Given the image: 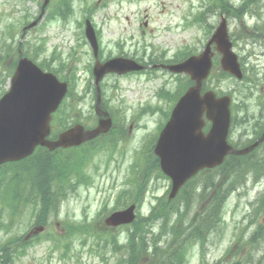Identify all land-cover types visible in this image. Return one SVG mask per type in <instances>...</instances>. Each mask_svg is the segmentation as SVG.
Segmentation results:
<instances>
[{
	"label": "rangeland",
	"instance_id": "rangeland-1",
	"mask_svg": "<svg viewBox=\"0 0 264 264\" xmlns=\"http://www.w3.org/2000/svg\"><path fill=\"white\" fill-rule=\"evenodd\" d=\"M98 1L51 0L44 19L26 33L22 43L25 56L43 69L74 81L70 95L55 115L54 134L61 132L64 125L81 123L93 128L98 121L94 111L97 88L91 76L95 59L83 26L87 12L94 15L95 23L103 32L105 55L123 48L118 43L124 41L125 51H130L128 44L131 46V56L145 58L150 54L153 59L162 51L172 55L177 49L184 48L191 54L204 48L225 17L234 50L242 60L245 78L239 81L219 72L209 82L223 95L233 93L236 107L240 105L249 118L250 122L241 121L242 124L235 121L230 133L232 143L244 147L254 134L264 129V115L259 118L262 111H258L256 104L264 108L261 91L264 85V0H131V4L127 0H107L104 1L105 8L97 10ZM43 2L0 0V98L10 88L19 59L16 49L23 28L38 18ZM145 20L147 27L143 26ZM183 80L181 76L158 73L126 78L107 76L101 82L102 104L106 111L112 110L115 117L113 131L78 151L51 153L66 161L67 157L82 154V160L70 164L73 169L79 164V175L72 176L76 187L69 190L65 198H59L58 208L51 212L47 222L36 216L40 206L37 211L33 206H6L0 199V247L20 237L27 245L20 252L22 254L13 255V259H17L14 264H117L120 256L126 257L115 254L111 246L105 245L106 241L88 234H103V239L113 234L119 237L121 245L126 244L132 226L114 228L106 222L111 218L110 213L117 210L115 207L119 205L120 209H125L128 206L122 201L133 195L139 199L135 184L149 185L145 203L138 211L140 217L147 216L154 205L168 201L171 181L163 175L159 164L150 166L156 144H151V140L164 117L169 118ZM44 149L39 148L34 155ZM237 161L234 159L225 168L203 172L182 190L172 203L184 211L180 226L183 232L177 239L166 228L173 224L165 225L162 220L153 224L148 238L153 239L154 233L162 248L173 254L192 227V219L199 213L202 201L210 203L216 197L215 185H220L222 179L227 183L229 178H236ZM240 163L243 170H259L248 174L246 182H241L242 186L230 194L223 225L208 237L204 250L198 245L190 250L187 264H199L202 259L208 264H242L244 261L264 264V204L260 206L264 203V146L257 155L243 158ZM41 166L46 169L48 161L44 159ZM207 179L211 185L208 184L207 193L201 200L200 191L206 186ZM127 183L131 187L121 189L127 187ZM198 185L199 189L195 191L194 187ZM121 190L124 193L119 198L118 191ZM80 224L84 225L83 231L77 232L81 236H70L71 227L78 228ZM258 230L263 232V238L254 245L256 255L251 244H244L242 240H248ZM144 257L139 255L140 264H145L147 258Z\"/></svg>",
	"mask_w": 264,
	"mask_h": 264
},
{
	"label": "water",
	"instance_id": "water-1",
	"mask_svg": "<svg viewBox=\"0 0 264 264\" xmlns=\"http://www.w3.org/2000/svg\"><path fill=\"white\" fill-rule=\"evenodd\" d=\"M50 0H45L42 14L29 24L24 32L35 27L43 18L45 8ZM86 35L91 42L95 57L98 56V43L93 27L88 22ZM217 43L224 54L223 66L237 78H242L237 56L231 51L227 32V23L223 20L210 40ZM143 67L134 60L115 58L105 64L97 62L95 66L98 89L97 110L100 107L99 83L109 72L120 74ZM193 72L192 80L196 85L188 90L175 107L167 126L161 133L156 153L161 158L164 173L173 180L171 197H174L182 185L204 168L221 165L225 157L232 154H246L254 149L255 144L243 150H233L227 143L230 126L229 99H216L213 93L201 96L202 82L209 74L208 53L192 57L179 66H171L174 72ZM197 72H194L196 71ZM67 93V84L61 83L52 73L44 72L32 60L20 53L16 71L11 80V88L0 100V165L21 161L31 156L38 146L50 151L57 148L79 146L83 142L106 133L111 127V119L100 120L93 130H85L78 124L61 133L56 140H49L51 134L52 114L58 109ZM206 118L213 122L210 132L202 131ZM132 206L126 211L115 213L109 219L112 225L126 224L134 220Z\"/></svg>",
	"mask_w": 264,
	"mask_h": 264
},
{
	"label": "trees",
	"instance_id": "trees-1",
	"mask_svg": "<svg viewBox=\"0 0 264 264\" xmlns=\"http://www.w3.org/2000/svg\"><path fill=\"white\" fill-rule=\"evenodd\" d=\"M20 49L23 50V45H21ZM16 53L18 54V48L16 49ZM67 127L68 126L64 125L61 129L64 130ZM44 159L48 161L46 169H42L41 166ZM234 159L238 160V172L234 173L236 178H229L227 183L226 179H222L220 185L215 183V190L217 191L216 197L210 203L205 204L202 201L199 213L192 219V227H190L188 233L182 239V242L175 248L173 254L162 248V245L156 241V235L154 233L153 239L151 237L148 238V234L152 232V226L157 220H162L165 225L170 223L173 224L172 227L166 226L167 230L173 234V238L177 239L181 232H183L180 226L184 219V211H181V206L177 208L172 203L168 202H163L152 208L150 216L139 217L131 225V229L128 230L129 232L125 245H121L118 239L119 237L113 234H108V237L111 238L110 240L109 238L103 239V234L88 235L94 236V238L98 240L102 239L106 241L105 245L111 246L110 248L115 254L119 255V253H121L126 256H120L117 264H140L142 259H139V255H145L144 258H147L145 264H186L191 247L198 243L201 246V250H203L208 237L223 225L224 207L233 189L242 186L241 182L246 180V176L249 173L257 172L256 169L250 168H247L248 170H243V165L240 163L242 158L236 156L228 157L220 168L229 166ZM80 160H82V158L78 155L76 158L68 160L69 163L65 159H59L57 155L53 156L49 151L44 149V151L21 162L3 165L0 167V199L2 198V202L6 206H33L36 211L37 207L40 206V210L36 216L40 221L45 223L51 212L58 208L59 198H65L69 190L75 189L76 186L72 183V176L79 175V164L76 165V169H73V166H70V164L79 163ZM221 173L222 171L219 172V174ZM81 177L82 176H79V180H82ZM205 184L206 186L200 191L201 195L199 196L201 200L207 193L208 184L211 185L209 179H207ZM143 189H145V187L141 184L135 187V191L139 195ZM133 199L135 202H142L140 197L138 199L137 196H135ZM263 204L264 203H260V206L262 207ZM253 222L254 220L251 224ZM77 227L78 228L71 227L70 236H75L76 234L81 236L79 233L83 231L84 225L80 224ZM249 227L250 226L244 231L246 232ZM163 228L161 227L162 234H165ZM262 233L258 230L250 236L248 240H242V242L244 244L246 242L250 243L252 246L251 250L255 253L257 251L254 245L263 238ZM241 239H244V236ZM22 242L23 237H20L9 242V244L1 246L0 264H14L17 259H13V255L15 253L22 254L20 252L24 251L27 246L25 241L24 243ZM10 248L15 252H12ZM255 254L257 255V253ZM165 256H167V259H165ZM249 262L250 261H244V263H241L248 264ZM202 264L208 263L203 260ZM235 264H240V262H236Z\"/></svg>",
	"mask_w": 264,
	"mask_h": 264
},
{
	"label": "flooded vegetation",
	"instance_id": "flooded-vegetation-1",
	"mask_svg": "<svg viewBox=\"0 0 264 264\" xmlns=\"http://www.w3.org/2000/svg\"><path fill=\"white\" fill-rule=\"evenodd\" d=\"M107 0H99L96 4V8L95 9H101V8H105V2ZM130 4H131V0H127ZM198 20V18H197ZM87 21H90L94 28H95V32L98 38V42H99V59L103 62L110 60L112 58H116V57H125V58H129V59H134L135 61H137L138 63L142 64L145 66V69L141 70V71H136L135 73L129 72L124 76H119L117 74H109L108 76H115V77H131V75H140V76H147L150 74H158V73H169L171 74L166 67L167 66H175V65H183V63L191 58V57H198L201 54L207 52L208 56H209V62H211V66H210V74L209 77H214L218 75L219 72H221L222 74L226 75L223 68H222V59H223V54L222 51L218 48V46L216 44H211L210 46L207 44H205L204 48H199L196 50V52H192L191 54H188L184 51V48H180L177 49L172 55H170L169 52L166 51H162V53H160V55H158L159 57L156 59H153V57L148 54L145 55V58H137L138 56H131V46L130 44H128V46L130 47V51H125L124 49V44L126 45V43H124V41H119L118 45L121 47L123 46V48H119L118 51H115V53H110L108 55H105L103 53V47H102V41H103V32L100 30L101 28L95 23L94 21V15L92 13H88L86 14V18L84 17V25L86 24ZM103 25V24H102ZM144 27L148 26V21L145 20L143 23ZM131 35V34H130ZM129 42L131 43V39H129ZM234 45V44H233ZM202 47V46H201ZM202 49V50H201ZM219 69V70H217ZM181 73L177 74L176 77L179 78V76H181V79H184L183 81L187 80L190 75L187 73H183L182 72V68H181ZM206 84H208V86H206ZM210 83L209 80H207V82H205L204 87H203V93L209 91L210 88ZM261 91L264 94V85L261 87ZM180 92L182 91V88L180 90ZM231 94L232 93H228ZM233 96V95H232ZM233 98V97H232ZM257 104V109L258 111L261 110L262 113H260L259 118H261L264 115V108L260 107ZM237 105V104H236ZM235 102L231 103V117H232V125L234 126V123L236 121L237 122H247L249 121V118H247L245 116V114L243 113L242 109L240 108V105H238V107H236ZM250 109L252 108L250 105H247ZM104 108V106H103ZM105 109V108H104ZM111 116L113 117V121L115 120L113 113H110ZM251 117V116H250ZM254 120L256 119V115L254 114ZM240 120V121H239ZM250 122V121H249ZM242 124V123H241ZM264 125V123H263ZM259 137L256 136V134H254V137H252L249 141V143L245 146H250L251 144H253ZM244 146V147H245ZM264 146V145H263ZM237 147H239L237 145Z\"/></svg>",
	"mask_w": 264,
	"mask_h": 264
}]
</instances>
